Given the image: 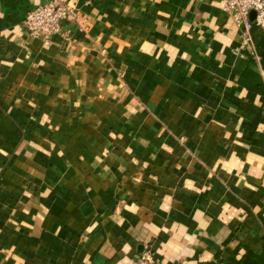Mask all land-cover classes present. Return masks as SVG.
Returning <instances> with one entry per match:
<instances>
[{
    "label": "crops",
    "instance_id": "1",
    "mask_svg": "<svg viewBox=\"0 0 264 264\" xmlns=\"http://www.w3.org/2000/svg\"><path fill=\"white\" fill-rule=\"evenodd\" d=\"M46 1L0 0V264H264V29L74 0L46 43Z\"/></svg>",
    "mask_w": 264,
    "mask_h": 264
},
{
    "label": "built area",
    "instance_id": "2",
    "mask_svg": "<svg viewBox=\"0 0 264 264\" xmlns=\"http://www.w3.org/2000/svg\"><path fill=\"white\" fill-rule=\"evenodd\" d=\"M224 11L231 17L245 43L252 40L254 25L264 29V0H224ZM254 12V18L250 13ZM69 20L81 24L83 18L78 13L74 0H48L30 8L23 20L29 34L45 38L61 32V21ZM133 264H160L149 248H144Z\"/></svg>",
    "mask_w": 264,
    "mask_h": 264
}]
</instances>
